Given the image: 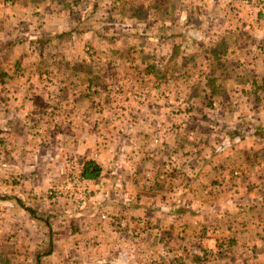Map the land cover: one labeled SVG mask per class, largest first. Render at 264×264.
<instances>
[{
    "label": "crops",
    "instance_id": "0c3cea01",
    "mask_svg": "<svg viewBox=\"0 0 264 264\" xmlns=\"http://www.w3.org/2000/svg\"><path fill=\"white\" fill-rule=\"evenodd\" d=\"M0 264H264V15L0 0Z\"/></svg>",
    "mask_w": 264,
    "mask_h": 264
},
{
    "label": "rangeland",
    "instance_id": "374dc122",
    "mask_svg": "<svg viewBox=\"0 0 264 264\" xmlns=\"http://www.w3.org/2000/svg\"><path fill=\"white\" fill-rule=\"evenodd\" d=\"M242 2L244 3V5H246V7H248V8H253V9H255V10H257V12H259V13H262L263 15H264V0H242ZM54 48H49V51L50 52H48L49 54H47V55H50L51 53V55H53V56H55L56 57V55H58V58L57 59H55V58H51V62L52 63H50V65H51V67H52V69L53 70H57L58 72L60 71V70H62V69H58L59 68V66H60V63H61V61H60V59H61V56H62V54H64V49L60 46V45H54L53 46ZM58 51H60V52H58ZM40 64H43L42 63V61H40V60H38L37 59V62H36V68L38 67V68H40V67H42ZM44 65V64H43ZM45 68H46V65L44 66ZM35 68V69H36ZM51 69V70H52ZM62 77V76H61ZM52 81V80H51ZM53 82V81H52ZM120 89V87H117L115 90H116V92L118 91ZM118 93V92H117ZM183 112H186V108H182V109H180L179 110V113H183ZM132 125V127H134V124L132 123L131 124ZM246 127H247V129H245V131L248 133V134H250V132H251V130H252V128H253V126H252V124L249 122V123H246ZM230 129V128H229ZM234 133V137H236L235 139H233V140H229V139H227V140H225L224 142H221V144H222V146H225V149H227L229 146H227V144H230V143H233L234 142V140H236V139H240V138H243L244 139V137H242L243 136V134H241L242 132H240L239 133V135H237L236 134V132H233ZM249 135H247V136H245V137H248ZM257 139H259V141H261V140H263L261 137H258ZM229 140V141H228ZM240 141H242V140H240ZM224 149V150H225ZM72 173H74V172H72ZM75 174V173H74ZM74 174L72 175V176H74ZM76 176V175H75ZM75 176H74V179H75ZM134 235L136 236H138L139 235V233L137 232V231H135L134 232ZM226 245V244H225Z\"/></svg>",
    "mask_w": 264,
    "mask_h": 264
},
{
    "label": "trees",
    "instance_id": "16d2710c",
    "mask_svg": "<svg viewBox=\"0 0 264 264\" xmlns=\"http://www.w3.org/2000/svg\"><path fill=\"white\" fill-rule=\"evenodd\" d=\"M102 173L101 167L93 161L87 162L82 171V177L86 180H97Z\"/></svg>",
    "mask_w": 264,
    "mask_h": 264
}]
</instances>
